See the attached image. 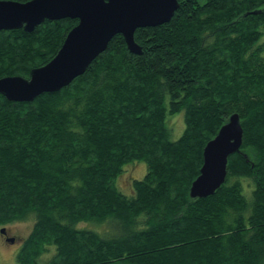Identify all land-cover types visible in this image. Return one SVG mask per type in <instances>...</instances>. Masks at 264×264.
I'll return each mask as SVG.
<instances>
[{
	"label": "trees",
	"instance_id": "1",
	"mask_svg": "<svg viewBox=\"0 0 264 264\" xmlns=\"http://www.w3.org/2000/svg\"><path fill=\"white\" fill-rule=\"evenodd\" d=\"M178 2L169 22L135 30L141 54L117 34L60 90L0 94V226L35 215L15 264H264V0ZM77 22L1 30L0 78H28ZM181 111L171 140L166 119ZM233 113L243 137L225 181L191 198ZM136 161L146 172L128 196L115 181ZM108 219L113 236L75 227Z\"/></svg>",
	"mask_w": 264,
	"mask_h": 264
},
{
	"label": "water",
	"instance_id": "2",
	"mask_svg": "<svg viewBox=\"0 0 264 264\" xmlns=\"http://www.w3.org/2000/svg\"><path fill=\"white\" fill-rule=\"evenodd\" d=\"M178 6V0H0V31L22 28L32 32L44 20H78L57 53L31 69L28 78L1 77L0 94L8 101L29 102L44 92L60 90L83 74L117 34L123 36L130 52L141 54L135 30L169 22ZM242 137L240 117L233 113L203 148L199 175L189 188L191 198L212 195L224 183L228 157L239 152ZM0 233L5 234L4 227ZM7 241L12 243L13 238Z\"/></svg>",
	"mask_w": 264,
	"mask_h": 264
},
{
	"label": "rangeland",
	"instance_id": "3",
	"mask_svg": "<svg viewBox=\"0 0 264 264\" xmlns=\"http://www.w3.org/2000/svg\"><path fill=\"white\" fill-rule=\"evenodd\" d=\"M166 127L168 129L169 138L171 140H176L180 137L184 129V116L183 111L178 112L173 115H169L166 119ZM146 172V163L143 161H136L130 164H127L123 167V172L116 178L115 184L116 187L125 195L132 194V180L142 179ZM108 219L103 222L96 221H82L75 224V227L78 229H87L99 233L102 236H113L116 233L112 231L105 233L108 230L110 231V225L107 224ZM35 221L34 213H31L27 216L26 219L10 223L0 228H5V234L0 233V264H15L16 255L21 248L24 239L30 232L33 223ZM107 224V225H106ZM8 235L4 240L3 235ZM7 238H13V242H8ZM50 252L46 253L40 261H44L45 258H49L54 252L55 248L53 246L49 247ZM50 254V255H49Z\"/></svg>",
	"mask_w": 264,
	"mask_h": 264
},
{
	"label": "flooded vegetation",
	"instance_id": "4",
	"mask_svg": "<svg viewBox=\"0 0 264 264\" xmlns=\"http://www.w3.org/2000/svg\"><path fill=\"white\" fill-rule=\"evenodd\" d=\"M6 237H9V236L7 234L6 235H3L4 240L6 239Z\"/></svg>",
	"mask_w": 264,
	"mask_h": 264
}]
</instances>
